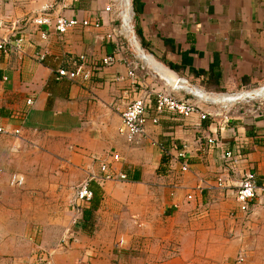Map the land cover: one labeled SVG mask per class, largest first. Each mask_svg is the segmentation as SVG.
Listing matches in <instances>:
<instances>
[{
  "label": "crops",
  "instance_id": "0c3cea01",
  "mask_svg": "<svg viewBox=\"0 0 264 264\" xmlns=\"http://www.w3.org/2000/svg\"><path fill=\"white\" fill-rule=\"evenodd\" d=\"M52 1L0 0V37L10 35L13 43L23 39L20 49L0 51V125L21 130L19 137L0 134L9 137L0 147V189L10 193L0 194V264L24 261L20 246L28 227L21 220L31 209L49 217L70 210L72 223L71 208H62L61 201L60 207L59 201L52 205L57 193L30 206L31 199L49 194L58 183L67 188L78 180L80 186L113 154L122 157L115 168L126 173L127 180L91 182L93 201L80 221L82 234L74 240L76 247H96L95 263L105 254L110 257L112 237L106 233L124 222L132 232L124 243H155L157 249L167 243L165 254L176 243H192L186 262L176 257L172 263L264 264V200L252 201L242 211L234 195L247 172H255L257 183L264 184V0H131L136 35L145 50L169 68V81L179 79L220 98L210 109L213 115L205 119L201 112L206 102L189 118L165 112L158 124L148 123L146 134L133 141L121 132L122 113L145 97L148 116H154V92L168 80L143 60L138 78L127 76L128 61L135 57L128 38H107L121 25L115 13L105 10L113 0H78L63 8L64 15L81 22L65 35L51 28L43 37L35 25L23 33L12 30L15 21ZM84 20H99L100 27L84 26ZM80 54L93 62L117 54L119 62L95 69L90 82L59 79L57 70L71 67L69 57ZM177 94L192 98L184 90ZM251 97L252 103L242 104ZM34 144L41 146L42 155L29 159L27 167L41 168L38 175L16 162L17 153L30 151ZM183 149L186 159L179 158ZM227 151L234 154L231 160L224 158ZM46 160L57 174L45 167ZM185 160L190 165L186 171ZM9 164L22 170L24 189L11 188L15 170L8 174ZM76 188L72 196L62 193L66 205ZM22 196L30 200L23 203ZM43 221L34 217L33 222ZM39 233V226L31 229V244L26 245L40 242ZM134 250L129 251V261L139 264L160 263L156 260L165 255L139 256ZM239 258L243 262H237Z\"/></svg>",
  "mask_w": 264,
  "mask_h": 264
},
{
  "label": "built area",
  "instance_id": "2783aa9c",
  "mask_svg": "<svg viewBox=\"0 0 264 264\" xmlns=\"http://www.w3.org/2000/svg\"><path fill=\"white\" fill-rule=\"evenodd\" d=\"M78 0H53L52 2L43 5L39 11L24 18L21 21H15L13 23L12 30L21 29L23 33L24 28L28 25H35L43 30V37H47V32L54 28L60 35H65L70 32L73 28L79 25L81 22L76 18H70L63 14V8H69L74 5ZM125 0H113V4H109L105 10L107 12L115 13V16L121 20L120 27L116 28L112 33L107 35L110 40L117 41L123 37L129 38L128 27L123 20V10H124ZM133 22V19L131 20ZM131 23V22H130ZM84 26L93 25L94 27H100L99 20L91 22L89 20H84L82 22ZM128 25V24H127ZM22 37L15 40V43L11 40V36L0 37V51L8 53L13 49H20L22 46ZM16 44V46H14ZM45 55H41L40 59L43 60ZM142 59L135 55L133 59L128 61V73L127 76L131 79L138 78V69ZM119 62V56L107 55L102 58L99 62H93L84 54L78 56H70L69 63L71 67H60L57 70V77L59 79L67 78L74 82L81 83L90 82L95 74V69L98 71L101 68L109 67L115 65ZM125 77H117L118 80H124ZM264 90V87L261 88ZM179 89L170 88L168 86L157 90L154 92L156 108L155 115L152 117L148 116V108L145 97L135 99L130 103L127 109L122 113V127L121 132L124 133L130 141H133L136 137L146 134L148 123L158 124L160 115L165 112L172 114L182 115L185 118H189L194 113L199 112L202 108L200 107L201 102H206L207 109L201 112V117L203 119L210 115H213L214 110H210L214 105L219 103H214L212 101L203 100L201 96H194L192 98L181 97L177 94ZM186 93V92H185ZM255 96V95H254ZM261 97H264V93ZM252 99L249 98V100ZM263 99V98H262ZM262 101V100H261ZM28 104L32 105L33 100L29 99ZM262 104V103H261ZM225 110H228L226 104H220ZM224 119L228 120V112L225 113ZM0 134H10L14 137H19L21 134L20 129H8L7 126L0 125ZM209 143L214 144V139H209ZM234 154L232 151H227L224 155L225 159H232ZM180 159H186L187 154L185 149L179 153ZM123 161L122 157L118 154H113L110 159L102 161L99 164L97 171H91L83 183L76 189V194L70 202V208L72 210L73 225H78L83 217L85 209L89 208L93 200V192L90 188L91 182H107V181H125L127 180V174L116 170V164H120ZM182 169L184 171L188 170L190 165L188 162L183 161ZM256 174L253 171L247 172L243 175L239 184L236 187L235 199L239 203V207L242 211H247L249 208V203L252 201H263L264 200V184L259 185L256 181ZM25 176L19 171L12 174L10 185L12 187H22L25 185ZM219 183H223L222 178H219ZM81 225V223H80ZM60 243H69V239L64 238ZM119 243L123 246L124 238L119 240ZM118 243V244H119ZM49 261V258H48ZM237 262H243L241 258L237 259Z\"/></svg>",
  "mask_w": 264,
  "mask_h": 264
},
{
  "label": "rangeland",
  "instance_id": "374dc122",
  "mask_svg": "<svg viewBox=\"0 0 264 264\" xmlns=\"http://www.w3.org/2000/svg\"><path fill=\"white\" fill-rule=\"evenodd\" d=\"M247 104V103H252L250 100H242V104ZM9 137H3L0 136V147L6 146L8 144V139ZM42 155V148L41 146L39 147L38 145L34 144L32 149L28 152H20L17 153L16 157V162L18 164L20 163L21 166L25 167V170L28 168L29 171L31 172V175H38L40 174L39 172L41 171V168L34 169L31 167H27V161L30 159L37 158ZM1 157V154H0ZM50 162L46 160L45 167L48 170H51V174H57V172L54 171L52 167L49 166ZM35 165V164H34ZM7 172L10 174L12 171L15 170L22 172L20 169H11L10 164L8 165ZM59 170H63L62 168ZM34 171H37L36 174ZM73 179L76 180V175L71 176ZM36 184V183H35ZM79 181L77 180L76 184L68 185L67 188H65L64 184L58 183L57 185L53 186L54 190L52 192L46 191L43 193V195L39 199H25L24 196H22L21 202L27 203V201L30 202V206L33 204H38V203H45L44 199H48L50 195L51 197L55 198L56 193L58 194L55 199L51 200L52 205L55 201H59V207H60V201L62 203H65L62 208H70V203L66 205V201L63 200L62 193L66 194L68 196H72V192L74 188H78ZM38 185H36V188ZM13 188V187H11ZM76 188V189H77ZM17 189V188H16ZM19 189H24L23 187H19ZM35 189V188H34ZM75 189V190H76ZM72 190V191H71ZM24 191V190H23ZM71 191V193H69ZM7 190H2L0 189V194L2 193H7L8 196H10V193ZM38 193H35L34 196H37ZM50 197V198H51ZM41 199V200H40ZM67 206V207H66ZM35 209H31V212H29L30 215L25 213V216H22L23 219L21 220V223H25V226L28 227L25 232L23 231V236L25 237L24 241L21 240V243H24L23 246H20V256L24 258V261L19 262L17 264H139V262H132L129 261L130 259V250H134L139 252V254L142 252L146 255H151L153 257V254L158 257L159 255L165 254V249L167 243H160L158 245V249L156 248L157 244L155 243H149V244H141V243H124L123 246L119 243V240L122 238H127L130 235H132V232L128 231V226L122 222L120 225L116 226L115 230H111V233H106L110 234L112 238L111 239L112 243H110V250L109 254L110 257H105L107 254L104 256L100 257L102 260L101 263H95L96 255L95 251L96 247L92 246L90 243H79V247H76L77 243H75V237L79 236V234H82L79 232L81 230V225L80 223L76 226L73 225V220L71 223V212L65 211L64 209L61 210V213H57L55 216H43L42 212H39ZM34 217L36 219L40 218L43 221V224L40 223H35ZM58 217V218H57ZM73 219V216H72ZM65 220V223H62V221ZM61 221V222H59ZM168 224L166 225H161L164 227H167ZM40 227V233L38 234V238L41 236L40 242H35L33 243V247L27 246L26 243L31 244V241H28V234H30L31 229L35 230L36 227ZM46 228V229H45ZM78 231V232H77ZM78 234V235H77ZM22 235V234H21ZM66 236V237H64ZM67 238L69 239V243H60L62 242V239ZM181 241V240H180ZM119 243V244H118ZM83 246H81V245ZM112 244V246H111ZM163 244L165 246H163ZM176 247L171 250L170 254H165L161 257H159V260H156L157 264H186V258L188 257V248L192 243H176ZM197 244V243H195ZM131 245V246H130ZM164 247V250H161V248ZM94 251V252H93ZM87 252H91L89 254H85ZM137 254V253H135ZM5 256V255H4ZM141 256V254L139 255ZM177 257V258H176ZM49 258V261H48ZM174 258L178 259L180 258L183 259L185 262H179V260L176 263L170 262ZM95 261V262H94ZM105 261V262H103ZM153 261H155L153 259ZM168 261V262H167ZM12 264H16V262H12ZM155 264V263H154Z\"/></svg>",
  "mask_w": 264,
  "mask_h": 264
},
{
  "label": "water",
  "instance_id": "95a60500",
  "mask_svg": "<svg viewBox=\"0 0 264 264\" xmlns=\"http://www.w3.org/2000/svg\"><path fill=\"white\" fill-rule=\"evenodd\" d=\"M124 10H123V20L126 26L128 27L129 31V42L131 47L133 48V51L135 52V55L140 57L145 63L146 67L150 70H152L157 75L167 79L168 81H165V84L170 88H175L179 90H184L186 93H189L194 96H201L203 100L206 101H212L214 103H219L220 98L218 94L215 93H208L204 90L200 89H193L187 85L186 82L181 81L179 79L170 80L167 76V72L169 68H167L164 64L159 62L154 55L147 52L141 42L139 41L136 32L134 30L133 22L131 21L133 19V11L131 8V0H125L124 3ZM131 22V23H130ZM128 24V25H127ZM237 101V100H236Z\"/></svg>",
  "mask_w": 264,
  "mask_h": 264
},
{
  "label": "bare ground",
  "instance_id": "6f19581e",
  "mask_svg": "<svg viewBox=\"0 0 264 264\" xmlns=\"http://www.w3.org/2000/svg\"><path fill=\"white\" fill-rule=\"evenodd\" d=\"M228 98H229V97H228ZM228 98H227V99H228ZM149 103H150V102H149Z\"/></svg>",
  "mask_w": 264,
  "mask_h": 264
},
{
  "label": "trees",
  "instance_id": "16d2710c",
  "mask_svg": "<svg viewBox=\"0 0 264 264\" xmlns=\"http://www.w3.org/2000/svg\"><path fill=\"white\" fill-rule=\"evenodd\" d=\"M135 1V0H134ZM93 201V200H92ZM84 220V219H83Z\"/></svg>",
  "mask_w": 264,
  "mask_h": 264
}]
</instances>
